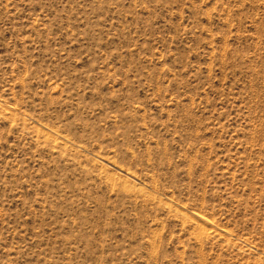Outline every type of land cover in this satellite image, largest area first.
Here are the masks:
<instances>
[{"label": "rangeland", "instance_id": "1", "mask_svg": "<svg viewBox=\"0 0 264 264\" xmlns=\"http://www.w3.org/2000/svg\"><path fill=\"white\" fill-rule=\"evenodd\" d=\"M0 264H264V0H0Z\"/></svg>", "mask_w": 264, "mask_h": 264}]
</instances>
